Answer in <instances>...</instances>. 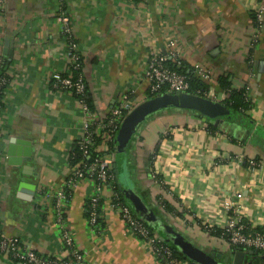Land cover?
<instances>
[{
    "label": "crops",
    "instance_id": "1",
    "mask_svg": "<svg viewBox=\"0 0 264 264\" xmlns=\"http://www.w3.org/2000/svg\"><path fill=\"white\" fill-rule=\"evenodd\" d=\"M64 1L94 113L105 119L124 100L133 107L119 123L113 148L100 138L96 150L116 164L135 215L143 219L125 190L179 231L207 240V250L222 253L231 246L202 225L222 226L234 213L225 202L240 194L235 209L250 230L264 232V14L261 23L256 17L263 1ZM58 7V0L0 3L1 71L9 78L0 109V227L49 258L68 257L65 226L95 264H165L110 207L109 188L97 228L85 210L96 189L85 180L66 201L64 226L57 219L55 194L72 172L84 118L77 98L52 86L53 75L67 73L69 63ZM154 52L170 59L175 53L187 72L196 63L210 68V81H200L218 99H205L225 105L219 79L227 78L232 89L245 91L251 108L240 121L217 125L205 112L165 107L132 132L129 115L158 96L146 76ZM247 160L262 166L250 167ZM247 262L264 264V253ZM0 264L23 263L0 251Z\"/></svg>",
    "mask_w": 264,
    "mask_h": 264
},
{
    "label": "built area",
    "instance_id": "2",
    "mask_svg": "<svg viewBox=\"0 0 264 264\" xmlns=\"http://www.w3.org/2000/svg\"><path fill=\"white\" fill-rule=\"evenodd\" d=\"M262 1V5L256 11L259 23H261L264 14V0ZM1 2L3 0H0ZM64 2V0H58V20L67 39L66 56L69 61L68 72L54 74L51 81L52 86L56 89L67 91L77 98L82 107L84 118L82 121L83 137L78 141L76 146L79 149L80 158L76 164H73L71 174L55 194L57 219L64 226L66 201L70 198L74 186L79 181L85 180L91 182L96 189V194L88 199L85 210L88 224L93 228H97L101 202L103 200L102 194L105 192V189L109 188L110 207L118 212L128 229L146 240L165 264H176L178 259L172 247L161 240L159 234L145 220L136 216L131 207L121 200L114 186L117 176L111 159L95 152L100 138H103L106 142L114 139L119 123L133 107L129 101L124 100L114 106L105 119L98 118L94 113L88 101L89 94L86 79L82 71L80 45L73 32L71 17L65 9ZM170 55L171 59L166 53H151L146 71V76L151 84V93L154 95H162L166 92L193 93L190 92V75L172 68L168 63L169 60H172L176 64H178V60L175 53L171 52ZM0 65L3 66L2 61H0ZM3 74L2 72L0 76ZM192 75L201 81H210L212 71L210 68L196 63L192 68ZM6 82V77H2L0 83L5 84ZM194 94L212 100L218 99L217 94L210 88H198ZM228 97L229 93L227 92L225 100ZM246 99L248 100L247 97ZM3 103L4 96L0 94V109ZM74 154L73 152V157ZM247 162L253 168L262 166L256 160H247ZM238 198H240V194L236 199L225 202V209L228 211L233 210L234 213L222 226L216 227L204 222L202 226L209 230L218 228L220 230V237L231 247L264 251V232L250 230L244 223L242 216L237 212L238 209H235V201ZM63 238L67 247L68 257L58 260L46 257L33 248L27 247L18 236L7 234L0 227V251L23 264H53L56 262H60L61 264H95L88 261L85 253L76 247L74 237L65 226L63 227Z\"/></svg>",
    "mask_w": 264,
    "mask_h": 264
},
{
    "label": "water",
    "instance_id": "3",
    "mask_svg": "<svg viewBox=\"0 0 264 264\" xmlns=\"http://www.w3.org/2000/svg\"><path fill=\"white\" fill-rule=\"evenodd\" d=\"M3 71L0 72V74ZM182 107L185 109L205 112L207 116L215 118V123L219 125L224 120L234 122L240 121L241 116L235 115L225 105L220 102L205 99L194 93H171L158 95L150 100L145 105L133 111L126 123L130 130H135L136 124L143 119L147 114L155 112L162 108ZM121 141V140H120ZM115 174L117 176L118 186L123 191V184L119 182V170L114 165ZM127 198L134 205L135 210L141 214L145 222L152 226L159 234L161 240L173 246L176 250L183 253L189 258L193 264H245L247 256L261 255V252L254 249H228L222 253L209 251L195 244L189 236L176 229V227L166 221H163L160 216H157L153 211H150L144 206L141 198L132 190H125ZM227 257H225V256ZM228 257L231 258L228 260ZM252 264L251 262H247Z\"/></svg>",
    "mask_w": 264,
    "mask_h": 264
},
{
    "label": "trees",
    "instance_id": "4",
    "mask_svg": "<svg viewBox=\"0 0 264 264\" xmlns=\"http://www.w3.org/2000/svg\"><path fill=\"white\" fill-rule=\"evenodd\" d=\"M169 65L182 72V73H186L188 75H190V83H191V91L190 92H196V90L198 88H207L205 86L204 83H202L200 80L196 79L195 77H193L192 73L191 72H187L185 69H183L182 67H179L178 64L174 63L172 60H169ZM3 68V66L0 65V69ZM192 75V76H191ZM2 77H6L7 79V82L5 84H1L0 83V94L2 96L5 95V91H6V88H7V85H8V82H9V78L3 74L0 76V81H1V78ZM220 84L222 87H224V89L229 93V97L228 99L224 102V104L235 114V115H238V116H245L246 115V112H248V110L251 108L252 106V103L250 100H247L246 99V95H245V91L243 89H240V90H236V89H232L231 88V85L230 83L228 82L227 78H220ZM154 96V95H153ZM89 103H90V106L92 107L93 109V106H92V103L90 101V98L88 99ZM210 126L212 127V129H216V126L213 125L212 123L210 124ZM113 140L112 139L111 141H108L107 143L109 144V147L113 148L112 145H113ZM95 152L103 155V153L95 150ZM74 157L72 159V164H76L77 161L79 160L80 158V153H79V149L76 147L75 150H74ZM114 186H115V190L119 193L120 195V198L121 200L129 205V203L127 202V200L125 199L123 193L121 192L119 186H118V181L114 182ZM130 206V205H129ZM166 206V209L167 210H171V207L169 205H165ZM131 207V206H130ZM131 209H133L131 207ZM87 214V213H86ZM103 220V215H102V202H101V209H100V218H99V221H98V226L100 225L101 221ZM150 226V225H149ZM153 230L154 228L152 226H150ZM204 227V226H203ZM205 228V227H204ZM206 229V228H205ZM206 230H209V229H206ZM211 232V234H216L217 236H220V230L218 228H212L209 230ZM168 244V243H167ZM169 245V244H168ZM171 246V245H170ZM172 249L174 250V254L176 256V258L178 260H187V261H191L189 258L185 257L183 255L182 252L176 250L173 246H171ZM232 249H236V247H231ZM262 254L264 253V251H260ZM192 262V261H191Z\"/></svg>",
    "mask_w": 264,
    "mask_h": 264
},
{
    "label": "rangeland",
    "instance_id": "5",
    "mask_svg": "<svg viewBox=\"0 0 264 264\" xmlns=\"http://www.w3.org/2000/svg\"><path fill=\"white\" fill-rule=\"evenodd\" d=\"M115 154V153H114ZM114 154H113V156H114ZM187 236H189L190 238H191V240L195 243V244H197L199 247H201V248H204V249H206L207 250V245H206V243L208 242L207 240H205L204 238H198V239H196L197 237L195 236V238H193V237H191L190 235H188V234H186ZM227 243V242H226Z\"/></svg>",
    "mask_w": 264,
    "mask_h": 264
}]
</instances>
